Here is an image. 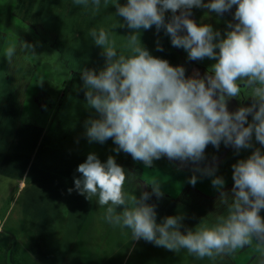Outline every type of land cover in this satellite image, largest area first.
Listing matches in <instances>:
<instances>
[{"label": "clouds", "instance_id": "1", "mask_svg": "<svg viewBox=\"0 0 264 264\" xmlns=\"http://www.w3.org/2000/svg\"><path fill=\"white\" fill-rule=\"evenodd\" d=\"M74 5L94 10L109 0H72ZM114 27H126L125 50L112 39L113 28L92 27L88 36L100 48L103 66L81 67L80 79L86 108L91 115L83 121L88 142H113V152L130 154L145 168L162 156L181 164L191 163L188 183L200 176L210 177L226 213L214 223L197 227L183 224V213L166 215L157 221L156 205L150 195H163L161 183L152 181L151 193L139 196L123 190L131 173L116 163L113 155L103 161L89 152L76 166L73 187L85 199L95 198L104 208V219L114 228L129 230L130 240H144L173 252L184 249L195 258L233 255L254 243V264H264V0H112ZM232 11L223 33L212 24L194 21L193 8L208 14ZM166 12L169 15L166 18ZM161 29L172 46L183 49L186 58L212 60L201 75H186L183 65H172L154 56L141 42V30ZM27 48L31 43L23 42ZM156 44V50H161ZM14 49L6 55L11 57ZM247 87L251 102L228 109L231 98L240 100ZM249 116L251 117L249 119ZM259 147L255 146V143ZM231 146L235 152L252 149L231 164L232 186L224 191L225 180L217 165L205 161V147ZM137 187H141L138 183ZM183 229V230H182Z\"/></svg>", "mask_w": 264, "mask_h": 264}, {"label": "rangeland", "instance_id": "2", "mask_svg": "<svg viewBox=\"0 0 264 264\" xmlns=\"http://www.w3.org/2000/svg\"><path fill=\"white\" fill-rule=\"evenodd\" d=\"M120 2L123 3V0ZM111 4L112 0H109L108 6L102 5L98 10H94L91 4L88 6L74 5L72 0H0V136L12 134L14 130L16 137L20 138V140H30L36 143V174H50V163H52L53 166V174H55V171L59 174L64 164V159L60 155L62 151L59 148V146H63V141H60L63 139L60 138L62 137L61 133L57 132L60 134L58 135L56 132H52L56 133V138H60L56 140V143H50L49 141L45 142V138L43 139L44 136L41 135L38 130L36 131L24 127L23 125L26 123L21 121V109H30L31 112H34L36 109L35 106L33 107L31 105L29 99L31 91L35 88L33 86L36 84L35 77L40 75L39 77L42 78V80L44 79L41 75L42 73L36 75L38 71L34 70L35 62L39 65L40 61H43V58L42 60L38 58L40 56L38 55V49L43 50L42 47L44 48L45 44L42 43L46 41L56 49V55H59L61 52L60 54L64 58L63 61H65L69 70H71L72 76V82H70L68 88L69 93H71V95L68 96V100L72 101L68 123H79V125L83 126L85 118L92 113L86 108L84 89L82 87L79 71L81 67H102L104 61L103 56L100 54V48L91 43L88 30L92 27L112 28L116 20L122 21L121 17H115L111 14L115 12V7ZM192 11L201 22L209 23L213 19V14H208L206 9L193 8ZM168 15L169 13L166 12V18ZM212 24L214 25V22H212ZM14 26L23 28L24 30H27V26H29L30 28L33 27L34 31L29 36L25 33L15 34L16 31L12 30ZM113 31L112 39L115 44L120 50H125L124 46L126 44V39L124 35L130 30L126 27L121 28L117 25L113 28ZM26 35L28 36L27 38ZM139 37L152 55L167 59L172 65H177V61L181 60L180 56L176 54L169 53L168 55L161 56L160 52H163V50H156L157 43L163 46L161 41L162 38H164V40L166 39L164 51L166 52L168 49H171V46L168 44L169 38L164 34L162 29L156 32L154 26H150L147 30H141V35L139 33L137 34L138 39ZM22 38L25 40V43H31L33 45L32 49L23 45L21 41ZM9 48L14 49V54L11 57L6 55ZM63 76L64 73L62 72V74H60V79H62ZM245 96H247V93H245ZM250 102L251 98L248 97L244 105ZM233 107L236 109V105ZM62 113L59 115L60 117H62ZM52 122H56V120ZM80 134H82L81 131H76L75 137L78 139V136H80V140L78 139L79 144L76 143L77 145L72 146L70 150L66 151L67 154L79 152L80 145H84L86 153H96L101 161L105 160L108 155H113L116 163L125 168L129 173L141 174L143 180L147 183H151L154 180L159 181L161 183V188L170 192L176 198L178 196L180 198L181 195L187 202L202 203L203 200L194 198L192 195L190 196L188 191L190 186H196L210 197L209 201L213 202V204L219 203V199L217 198L219 193L215 191L210 184V178L206 180L198 178L195 185L188 183V178L193 174V171L189 170L187 172L180 168L181 165L185 163L181 164L179 161H172L168 158L164 159L161 157L158 160H154L151 167L145 168L142 162L133 161L130 154L113 152L112 149L114 145L111 138H108L101 144L95 141L88 142L87 138ZM50 138L51 137H49V139ZM49 144L54 146L52 148L54 151H46V149L49 151L51 148H49ZM229 147L231 146L225 147L221 144L217 149L211 144L206 145L204 150L205 161L213 163V158H215L214 162L217 165V161L221 159V155H223L225 150ZM48 153L54 156L52 160L48 157ZM248 154L247 152L244 153V155ZM239 158H243V153L242 156L235 158L234 162ZM205 161H202L201 164H204ZM217 171V175L224 174L221 175L225 180L223 190L229 191L232 186L231 165L227 169L218 167ZM132 177V175L130 179L126 177L123 190L130 195L132 192V194L139 196L142 187H137L138 185L134 183ZM7 181L6 177L0 174V218H2L6 212L5 209L8 208L10 200L14 197H18L20 194L15 184L17 181L9 180L11 182L10 186H8ZM38 188L39 184L33 185L32 183H28V189L23 191L21 200L7 223V230L17 229V227L13 226H18L22 223L20 208L23 207L26 198L25 194L29 192L31 193L30 195H34L37 193ZM188 194L189 196H187ZM78 205L80 204L76 202L75 206ZM56 207L57 205H55V210L53 211L54 223L56 220L55 216H57ZM191 209H194L191 214L197 219H216L221 215L220 211H212V215H209L205 211L195 208ZM180 213L188 215L190 212L188 210H182ZM260 215L264 218V209H261ZM63 221V219H59L58 231L55 225L53 226L52 224L47 226V230H43V228L39 229L40 232L42 231L40 236L41 240L37 243L35 253L38 252L39 256H43L45 252L51 253L53 257L51 260L52 264H63L61 261L67 250V239L62 236L61 232ZM76 229L77 232L73 236L72 246L70 247L71 251L66 252L68 258L67 264L71 263L73 253L77 255L81 264H143V257L148 252L147 245L151 243L142 239L135 241L130 240L129 230L114 228L107 223L104 219V208L97 206L95 202L90 204L82 217L78 219L76 222ZM31 243L29 237L23 239L22 242V246L27 248L26 253L29 255L26 259V264H44L43 261L45 260L43 257L38 263L35 262L33 256L30 255ZM0 245H2L4 250L0 254V264L13 263L12 250L14 245L11 238L8 237V235L0 236ZM251 246L252 245L247 246L246 254L241 253V261H237V257L235 256L230 259H232L235 264H242L243 261L246 262L247 260L252 261L249 260L254 252ZM163 256L164 264L172 263L173 256L166 254ZM213 264L221 263H217L214 259Z\"/></svg>", "mask_w": 264, "mask_h": 264}, {"label": "crops", "instance_id": "3", "mask_svg": "<svg viewBox=\"0 0 264 264\" xmlns=\"http://www.w3.org/2000/svg\"><path fill=\"white\" fill-rule=\"evenodd\" d=\"M23 126L28 127L32 130H38L30 124H25ZM80 127L83 126L79 125L74 128H68L69 134L66 137H60L63 138L62 140H60L63 141V146H59V148L62 151L60 155L64 159V164L62 165L63 169L61 168L59 174L56 171L55 174H53L52 163H50V174H36L37 147L35 142L30 140H20V138L16 137V133L14 132V130L12 134L0 136V174L6 177V179L8 180V186H10L11 184L10 181H17V183H15L16 188L19 189L20 192L18 197H14L10 200L8 208L5 209L6 212L4 213L2 218H0V236L8 235V237L11 238L14 248H17L20 252V264H26V259L29 256L26 253L27 248L25 246H22L23 239H25L26 237H29V241L32 242V245L30 246V255L33 256L34 261L39 263V261H41V258L43 257L45 260L43 261L44 264H52L51 260L53 259V257L51 256V253L49 254L45 252L43 256H39L38 252H35L37 243L41 240L40 236L42 231L40 232L39 229L43 228V230H47V226L50 224H52L53 226L55 225V228L57 229L60 218L64 220L63 225H61V232L62 236L67 239L66 252L71 251L70 247L72 246L71 243L73 240V236L78 229H76V222L79 218L82 217L86 209L89 208V205L95 202L94 197L91 198V200H88L85 199L83 195L78 194L75 190H73L71 193L67 191V189L73 187V177L79 175V173L75 172L76 166L79 163L83 162L87 155L86 149H84V145H80V149L78 150L79 152H75L74 154L66 153V151L70 150L72 146L77 145L76 143L79 144L78 139L80 140V136H78L77 139V137H75V133L76 131H81L82 134L80 135L83 136L84 129ZM48 131L50 133L42 134L40 132L41 135L44 136L43 139L45 138L44 141L56 143V140L60 139L54 137L57 131L53 129V127L49 128ZM53 131H55L56 133H52ZM49 137H51V140L49 139ZM53 147V145L49 144L50 150L48 151V149H46V151H54L52 149ZM48 157L51 160L52 158H54V156H52V154L50 153H48ZM28 183H32L33 185L39 184L37 193L34 195H30L31 193L29 192L25 194L26 198L24 200L23 207L20 208L22 223H20L18 226H13L17 227V229L7 230V223L10 220L12 213L16 210V206L21 200L23 191L28 189ZM131 195H133L132 192ZM76 202L80 205L75 206ZM147 202L154 203L156 205L155 211L156 213L158 212L156 217L158 222L163 216L175 215L177 213H180V211L186 209L179 205H176L172 200L163 201L159 199H152L148 200ZM55 205H57V216H55L56 220L54 223L53 211L55 210ZM188 211L190 212L188 213V215L183 214V224L187 225L190 228H195L200 223L207 224L210 222L209 224H211L215 222L211 218L198 220L193 214H191L192 210L190 208H188ZM147 248L148 252L143 257V264H164L163 255L165 254L174 257L171 264H213L214 259L217 261V263L220 262L221 264H235V262L230 258L235 256L237 257V261H241L240 256L242 255L241 250H238L236 254L233 255H223L217 256L215 258L204 257L198 259L188 254L184 249L173 252L171 250L163 248L162 246H156L153 243H149L147 245ZM66 252L64 253V257L61 261V263L63 264H67L68 258ZM71 259L72 260L70 264H81L75 253H73ZM249 260L252 261H243L242 264H254L253 256L251 257V259L249 258Z\"/></svg>", "mask_w": 264, "mask_h": 264}, {"label": "trees", "instance_id": "4", "mask_svg": "<svg viewBox=\"0 0 264 264\" xmlns=\"http://www.w3.org/2000/svg\"><path fill=\"white\" fill-rule=\"evenodd\" d=\"M12 30L16 31L15 34L25 33L28 34V36L34 31L33 27L30 28L29 26H27V30L16 26H14ZM28 36L26 35V38ZM21 41L24 42L25 40L22 38ZM45 42L42 43L45 44V47H42L43 50L38 49V55H40L38 58L41 60L43 58V61H40L39 65L35 62L34 66V70L38 71L36 75L42 73L41 75L44 79L42 80V78L39 77L40 75L35 77L36 84L33 85L35 88L31 91L29 96L31 105L33 107L35 106L36 109L34 112H31L30 109H21L20 113L21 121L34 126L42 134L50 133L48 129L52 127L57 132H60L67 123L69 118L68 115L72 108V101H69L71 104L68 107V96L71 95L68 91L69 84L72 82L71 70H69L67 64L63 61L64 58L61 56L60 50L59 55H56V49ZM62 72L64 76L60 79V74H62ZM61 113L63 114L62 117L59 116ZM53 120H56V122H52ZM76 126L77 123H74L69 128H74ZM57 134L60 135L59 133ZM54 137L56 138V135H54ZM3 251V247L0 245V254ZM12 260V264H20V252L17 248H13L12 250Z\"/></svg>", "mask_w": 264, "mask_h": 264}, {"label": "flooded vegetation", "instance_id": "5", "mask_svg": "<svg viewBox=\"0 0 264 264\" xmlns=\"http://www.w3.org/2000/svg\"><path fill=\"white\" fill-rule=\"evenodd\" d=\"M234 8H235V6H233V8L230 9V10H228L227 12H224V13L220 14L219 16H217L216 14H213L212 15L213 16V19L211 17L212 20L210 19L211 21L209 20L210 21L209 23L212 24V22H214V25L212 24L213 27L214 28H219L221 30V32L223 33V30H224V28L226 26L225 25V22L226 21H229V20H232L231 13H232V11H234ZM191 18L194 21H199L198 17L193 13V11H192ZM161 41L163 43V46H162V49H161V50H163V52L161 51L160 52V55L161 56H165V55H168L169 53H173V54H176V55L180 56L181 60H178L177 61V64H181V65H183L185 67V69H186V75L191 74L193 72V70H198L199 73L201 75H203V73L207 70L208 66L211 63H213L212 60H209L207 58H205V59H203L201 61L188 60L186 58V53L183 51V49H179V48H176V47L172 46L169 39H168V44L171 46V49H168L165 52L164 51V49H165L164 48L165 47V44L164 43L166 42V39L164 40V38H162ZM240 91H241V96H242V98L240 100H237L236 98H231L228 101L227 106H228V109L230 111L231 110H234V107H233L234 105H236V108L239 105H242V104L244 105V103L246 101L245 93H247V87L246 86H242ZM69 101H71V100H68V102ZM69 105H70V102L68 104V107H69ZM68 116L70 117V115H68ZM250 118L251 117L249 116V119ZM73 124L74 123L70 124L67 121V123L63 126L64 128L61 129V131H60L62 137H66L69 134L68 128L71 125H73ZM77 126H79V123H77ZM255 146L259 147V144L258 143H255ZM251 150L252 149H241L237 153V152H235V150L232 147L227 148L225 150V152L223 153V155H221V157H220L221 159L219 161H217V168L218 167H223V168H226L227 169L232 163H234L235 158L242 156V153H243V158H244V157L247 156V155H244V153L245 152L250 153ZM163 158L164 159H167L166 157H163ZM205 162H207L208 164H211L212 163L210 161H205ZM132 165H133V163H132ZM201 166H203V164H201ZM180 168H182L184 171H187V172L189 170L192 171V164L191 163L190 164H186L185 163L184 165H181ZM133 172H134V169H133ZM131 175L133 176L132 179L134 180V183H136V185H138V183H139L141 185L143 191H148V192L151 193V187L149 185L145 184L147 182H145L143 180L141 174H131ZM197 175L200 177V179H205L206 180V179L210 178V177H207V176H200L199 173H197ZM220 175H224V174H220ZM161 191L163 193V195L161 197L157 198L155 196V194H152V195H150L149 200H152V199H154V200L155 199H159V200H163V201H171L172 200V201H174V203L176 205H179V206H181L183 208H186L185 210H188V208H190V209L191 208H195V209H199V210L205 211L206 213H208L210 215H212V211H220L221 212V215L222 214L224 215L226 213V209L225 208L223 209L224 206H222L218 202L213 204V202L209 201L210 200V197L207 194L203 193L202 189H199L196 186H190L188 188V191L190 193V196L192 195V197L194 196V198H199V200H203V202L201 201L202 203L187 202V201L184 200L185 199L184 197H181L180 194H179L180 195V198H179V196L176 198L170 192H167L166 190H163L162 188H161ZM187 196H189V194ZM195 196H199V197H195ZM150 202H153V201H150ZM150 202H148V203H150ZM187 206H188V208H187ZM191 210H194V209H191ZM223 210H225V211H223ZM222 212H224V213H222ZM211 219L214 220V221L216 220L214 218H211ZM198 220H201V219H198ZM251 247H252V249L254 251L252 255H253L254 261H255L256 251H255L254 243L252 244ZM247 248L248 247L245 246V248L240 249V250H241L242 253L245 254L246 251H247Z\"/></svg>", "mask_w": 264, "mask_h": 264}]
</instances>
